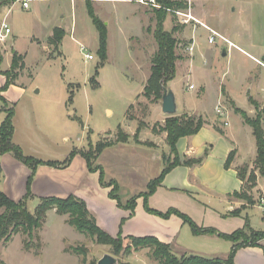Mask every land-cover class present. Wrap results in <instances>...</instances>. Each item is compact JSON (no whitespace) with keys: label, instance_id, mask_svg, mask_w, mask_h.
<instances>
[{"label":"rangeland","instance_id":"1","mask_svg":"<svg viewBox=\"0 0 264 264\" xmlns=\"http://www.w3.org/2000/svg\"><path fill=\"white\" fill-rule=\"evenodd\" d=\"M96 1L78 0L73 4L70 0H31L29 8L22 9L14 0H4L0 6V24L5 21L10 33L0 41V78L3 77L1 72L9 67L12 51L23 56L24 66L16 72L15 86L12 88L10 85L2 93L9 104L4 106L5 109L9 106L14 110L12 141L26 156L61 163L74 149L94 147L101 141L114 142L119 130L129 136L126 143L104 149L96 161L104 171L105 181L117 182L118 197L125 204L130 198L144 193L149 181L160 176L164 167L162 157L172 158L168 146H163L165 135L160 130L171 116L161 113L160 99L143 97L146 82H142L148 73L150 75L152 55H149L157 50L153 38V8L139 4L137 0L127 3ZM233 1L194 0L193 15L219 34H229ZM86 2H90L94 13L104 24L105 19L109 23L106 28L107 58L102 65L96 55L98 33L87 15ZM136 5L138 10L134 7ZM136 16L143 20L145 30L140 39L131 37L127 41L137 32ZM146 16L152 21H148ZM57 26L64 27L66 34L59 43L52 44L51 36H48ZM174 26L181 25L168 14L163 28L171 30ZM196 31L194 43L201 45L205 53L200 54L195 49L192 55L186 52L192 29L182 27L174 34L179 57L176 75L165 85L175 96L177 112L174 117L195 116L204 121L202 129L190 137L197 154L189 159H200L201 163L166 174L161 184L163 189L148 198L147 207L158 212L176 209L197 227L217 233L231 234L245 227L244 232L248 234L247 226L264 232V213L261 211L264 207V176L254 165L256 146L252 130L245 125L240 114L242 112L250 119L258 118L264 130V89L257 93L253 84L260 73L259 85L264 87V70L236 49L223 57L221 53L225 45L219 39L216 45H209L208 33L201 27ZM86 53L93 59L86 60ZM3 84V80L0 81V88ZM191 85L193 89L189 90ZM2 106L0 103V109ZM216 108L220 114H216ZM187 110L194 113H187ZM130 116L135 120L129 121L127 118ZM133 138L142 146L136 145ZM189 140L179 139L176 143L179 161L183 160ZM231 142L239 146L232 153V162L240 158L239 162L236 161L238 168H246L243 181L245 199L232 198L239 203L230 211L236 213L233 216L224 211L228 203L225 197L239 189L234 170L225 167L226 158L233 150ZM150 147L157 149L160 158H153ZM72 164L71 168L66 167V171L53 176L68 181L71 186L80 184L83 174L76 163ZM13 173L9 163L4 164L0 179V191L4 194L5 187L15 185ZM29 176L30 172L19 180L17 174V188L21 190L22 197L27 193ZM98 177L97 172L90 173L80 192L87 183H94L93 187L98 188L105 196V203L113 209V219L117 216L113 235L99 228L112 238H125L129 235L122 225L131 217V212L118 207L116 201L108 197L109 189L99 185ZM31 187L32 199L27 201L26 207L33 213L39 197L33 195ZM98 204L103 206L101 200ZM144 209L143 198H137L134 212L139 211V216L146 213L160 221V226L152 224L156 229L151 233L163 236L162 229L173 230L176 238L170 248L175 257H227L230 242L216 234L195 236L179 217L174 215L166 222L164 220L167 219L148 214ZM2 211L0 208V213ZM52 211L47 213L42 229L35 233L29 251L23 247L22 235L13 236L8 243H0V264H96L106 254L114 257L117 264H129L126 262L133 253L136 256L132 264H156L147 250L132 251L129 256L121 252L114 256L110 247L97 245L71 227L66 216ZM92 212L97 215L93 209ZM106 212L108 216L114 214L109 212V208ZM122 244L123 247L129 246L127 241ZM72 248H82L85 252L76 254ZM256 249L262 252L258 246L237 249L233 264H257Z\"/></svg>","mask_w":264,"mask_h":264},{"label":"trees","instance_id":"2","mask_svg":"<svg viewBox=\"0 0 264 264\" xmlns=\"http://www.w3.org/2000/svg\"><path fill=\"white\" fill-rule=\"evenodd\" d=\"M161 6V9H152L154 14L155 29L153 38L157 46V50L150 58V75L143 87V97L146 99L161 100L162 88L166 87V83L175 78L176 75V62L179 57L176 54L177 40L174 34L180 31L183 26H174L171 30L163 28V22L168 15L167 9L185 8L183 3L177 0H155ZM4 4V0H0V5ZM86 12L91 20L92 25L98 33V48L96 55L99 58L101 65L107 58V30L105 24L96 16L90 2L85 4ZM180 28V29H179ZM149 32V29L147 30ZM64 32L55 28L50 39L51 43H59ZM1 62V58H0ZM23 57L17 53H13L9 69L2 71L1 75L5 78V84L0 88V103L3 105L0 109L4 113V119L0 123V157L4 154L12 155L21 164L29 169L30 176L27 179V193L19 201H13L8 198L3 192L0 191V208L3 210L0 213V243H8L15 235L23 236V247L29 251L31 240L35 233L39 232L46 219L49 211L54 210L59 216H66L67 223L73 227L78 233L89 237L97 245L110 247L114 256L123 252L129 256L132 251L147 250L152 261L156 264H233V256L237 249L242 247H261L264 255V245H260V241L264 239V232L254 231L247 226L248 234L243 230H235L231 234L217 233L212 229H203L195 225L186 215L182 214L176 209L170 208L166 212H158L147 207V200L151 197L161 186L164 177L172 169L177 166L192 167L201 163L198 159L184 158L179 161L176 154V143L180 138L191 137L197 134L204 126V121L200 117L183 116V117H168L162 128L161 132L165 133V144L168 146L172 158L162 157L163 169L159 177L149 181L147 190L136 197L130 198L125 204L121 203L118 197V184L114 180L105 181V174L102 167L96 164L98 156L101 152L118 143H126L129 136L118 131L116 140L114 142L101 141L94 147L89 145L87 149H74L61 163L56 161H41L33 157L23 154L20 147L15 145L12 141L14 128L12 119L14 110L12 107L5 109L7 105L1 93L6 90L10 85H13V79L16 77V72L23 68ZM245 125L249 126L252 130V135L255 140L256 157L254 161L255 167L264 176V130L261 127L258 118L250 119L244 113L240 112ZM133 116V115H132ZM132 116L127 118L132 120ZM140 128L137 129L139 131ZM136 142V140L133 138ZM233 151H231L225 161V167L229 168L233 158ZM83 158L86 164V169L90 173L97 172L99 174L98 183L101 187L108 188V197L115 200L118 207L126 209L133 215L136 199L142 197L144 200V210L148 214H153L163 219H168L170 216L175 215L181 219L184 224H187L191 233L195 236L212 235L216 234L220 239L231 243L230 251L225 259L220 258H204L196 255H183L175 257L170 245L159 241L153 236L133 237L127 236L122 238L117 236L112 238L107 233L102 231L96 224L95 219L88 212L86 204L81 199L75 196H69L64 199L55 197L38 198V203L33 211L30 213L27 210L26 203L32 199L30 187L31 181L34 179L35 172L39 166H47L52 168L64 169L68 167L72 159L76 156ZM246 168H237L236 176L242 183L239 191L230 194V198L245 199V191L243 188L244 174ZM1 179V167H0ZM233 216L236 214L234 211L230 212ZM130 215V216H131ZM247 223V222H246ZM245 226V225H244ZM129 242V246L123 247V242ZM71 251L76 254H84V249L72 248Z\"/></svg>","mask_w":264,"mask_h":264},{"label":"crops","instance_id":"3","mask_svg":"<svg viewBox=\"0 0 264 264\" xmlns=\"http://www.w3.org/2000/svg\"><path fill=\"white\" fill-rule=\"evenodd\" d=\"M76 1H78V0H70V2H73V4ZM106 1H109V2L118 1V2H122V3H127V1H129V0H98L96 2L105 3ZM134 7L136 10H138L137 5ZM231 11L232 12H231V18H230L229 34L227 33L226 35H222V36L224 38H226L228 41H230L234 47L227 49L226 45L222 42L225 45L223 50L226 51V56L228 55V52H230V51L232 52L236 49L237 51H240L243 54H245L246 56H248L254 62V64H256L258 67H260L264 70V68L261 67L257 63V61H259V62L264 64V0H234L232 3ZM136 18H137V20H135V22H136V26L138 28V29H136L137 32H135V33H133V35L129 36L126 39L127 41L131 37H134L137 39L139 37V39H140L143 35V31L145 30L144 27L142 26L143 20L140 18V16H136ZM146 18L148 21H150V20L152 21V19H150V17L148 18L146 16ZM104 22H105L106 28H108V24H109L108 20L105 19ZM55 28L61 29L64 32V34H66V30L64 29V27H60V26L54 27L52 29V32ZM196 32L197 31L195 30V32H193L189 37L191 38L192 35H194L196 37ZM225 33H226V31H225ZM50 36L52 37V35H49L48 38H50ZM107 38H108V33H107ZM128 45H129V43H128ZM107 47H108V44H107ZM129 47L130 46H128V48ZM243 48H246V50H244ZM195 50L200 54L205 53V49L202 48L201 45L197 46L196 43H195ZM155 51H152V54H150L149 57H151V55H153L155 53ZM14 52H16V51H12V53L10 55V62H11L12 54ZM16 53L19 54L18 52H16ZM256 54H258L259 58L256 57ZM19 55H21V54H19ZM23 64H24V60H23ZM9 66H10V63H9ZM8 69H9V67H8ZM259 74H257L258 78L256 80H254V82H253V84L255 85V90L257 93H258V91L264 89V87L262 85H259V81L261 80V79H259V76L261 74L260 75ZM148 77H149V73H148ZM148 77L146 78V80L148 79ZM2 80H3V83L5 84V78L1 76L0 81H2ZM146 80L144 82H142V84L145 83ZM4 84H3V86H4ZM14 86H15V84L13 83V85H11V87L13 88ZM168 88H170V87H168ZM21 93H24V91L22 89H21ZM1 96L3 98H5L4 93H1ZM160 110H161V106H160ZM107 111H110V110H107ZM176 112H177V104H176ZM186 112L187 113H194V112L189 111V110H187ZM0 113H1V111H0ZM110 113H111V111H110ZM2 119H4V113L3 112H2V117L0 118V123L2 122ZM133 120H135V119H133ZM162 134H163V136L165 135V133H162ZM186 138H188L190 140H189V145H188L187 149L184 151L183 160H184V158H191L193 155L197 154V149L193 148V146L191 145L192 139L190 137H183V138H180V140L186 139ZM164 139H165V136H164ZM231 144L233 145L232 151L237 150V148L239 147L238 145L236 146V144L234 142H231ZM136 145H140V144L136 143ZM140 146H142V145H140ZM163 146L166 147L165 141H163ZM150 149H151V153L153 154L154 159L160 158V154L158 153L157 149L152 148V147H150ZM239 160H240V158H237L236 161L239 162ZM45 161H49V160H45ZM236 161H234L230 164V168H232L234 170L235 174H236V169L238 168V164H239V163L237 164ZM8 163H9V166L14 171L13 177L15 180V185L12 184L11 188L5 187V189L3 191L5 192L7 197L10 198L11 200L19 201L23 197L21 196V190L19 188H17L16 177L18 174L19 180H21L22 178H25V176H27L29 174V169L26 166H24L23 164H21L18 160H16L10 154H4L3 156L0 157V166L3 167L1 169H4V164H8ZM72 163H76L80 167V172L83 174V180L81 181L80 184L76 185V183H75L71 186V183H69L68 181L58 180L53 175H54V173H63L67 169L71 168V166L73 165ZM182 167H184V166H177L174 169H172L171 171H174L175 169H185ZM67 169L60 170L59 168L39 166L36 170V173H35V176H34V179L32 182L31 188H32L33 195L36 197H39V198H45V197H55L56 198V197H58V198H63V199L67 198L71 195L75 196V197L81 199L82 201H84V203L87 206L88 211L94 217L98 227H100L102 230L109 233L110 235H113L114 231H115V226L117 223V216L115 219H113V216L115 215V213L113 212V209L110 208L111 206H108L109 204L105 203V201H106V200H104L105 196L101 192H99L98 188L93 187V184H94L93 181H92L93 184L87 183V185L84 186L83 192H80V190L82 189L83 183L84 182L86 183L88 177L90 176V172L87 171L86 164H85V161L83 160V158L76 155L72 159V161H71V163ZM58 171H60V172H58ZM91 175H94V174H91ZM237 180H238V178H237ZM184 183H186V175L184 178ZM238 183H239V189H238V191H239L242 183L239 180H238ZM162 189H163L162 186L158 187L156 192L153 195L157 194V192H159ZM230 194H228L227 197H225L228 201V203L224 207V211L226 213H229L230 211H232V209L233 210L236 209L239 205L238 202H235V201H233L234 199L230 198V196H229ZM99 200H101V202L103 203L102 207H101V205L98 204ZM107 208H109L110 213H114V214L108 216V214L106 212ZM92 209L94 211H96L97 215H95L92 212ZM136 210H137V208H136ZM52 212H54V211H52ZM138 213H139V211L134 212V214L131 215V217L127 221H125V223L122 225V227L126 231L127 235L133 236V237L153 236L165 244H168L170 246L172 245V242H174V240L176 238V236L173 235V232H172L173 230H171L170 228L162 229L164 231L163 234H165L163 236H160L158 233H151V230L156 229L152 226V224H155L156 226H160L158 224V222H160V221L157 220L153 216L147 215L146 213H143L140 216ZM173 216L174 215L170 216L167 220H164V221H166V222L169 221ZM138 218H142V219L139 220ZM262 244H264V242H260V245H262ZM255 251L258 252L257 264H264V257L261 254L262 252L260 250H259L260 251L259 252L258 249H256ZM133 254H131L128 257V262H126V263L132 264L131 261H132L133 257L136 256L135 253H133ZM215 258L225 259L226 256L215 257ZM138 264H145V263L139 262ZM250 264H253V263H250Z\"/></svg>","mask_w":264,"mask_h":264},{"label":"built area","instance_id":"4","mask_svg":"<svg viewBox=\"0 0 264 264\" xmlns=\"http://www.w3.org/2000/svg\"><path fill=\"white\" fill-rule=\"evenodd\" d=\"M183 5H185V8H177V9H167L166 12L169 15H172L174 18L177 19V22L183 26V27H189L192 29V33L195 32L197 27L203 28L208 35H207V44L209 45H216V40L219 39L221 42H223L226 45L227 49H230L233 46V44L228 41L226 38H224L221 34L218 32L214 31L213 29L209 28L205 24H203L200 20H198L194 15H193V7L192 4L194 3V0H177ZM14 2L20 4L22 9H28L29 8V3L31 0H14ZM137 3L142 4V5H149L153 9H161V6L155 2V0H137ZM10 33V30L6 24L5 21H3L0 24V41H4L7 35ZM195 36L192 35L190 38L189 44L185 47V50L188 54L192 55L195 49ZM81 51L84 50V47H80ZM84 58L86 60H92L93 56L89 53L84 54ZM257 63L264 68V64L257 61ZM188 89L191 90L193 89V86H188ZM216 114H220V110L218 108L215 109ZM261 211L264 213V207L261 208Z\"/></svg>","mask_w":264,"mask_h":264},{"label":"water","instance_id":"5","mask_svg":"<svg viewBox=\"0 0 264 264\" xmlns=\"http://www.w3.org/2000/svg\"><path fill=\"white\" fill-rule=\"evenodd\" d=\"M1 6V5H0ZM221 55L223 57L226 56V51L223 50ZM161 104V112L166 116H173L176 114V100L174 93L170 88L163 87L162 88V96L160 100ZM96 264H117V261L111 255H104L101 259H99Z\"/></svg>","mask_w":264,"mask_h":264}]
</instances>
